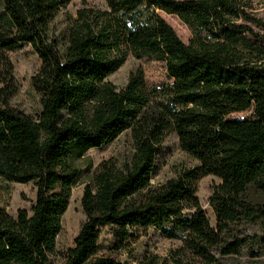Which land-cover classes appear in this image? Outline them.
I'll return each instance as SVG.
<instances>
[{"label":"trees","instance_id":"1","mask_svg":"<svg viewBox=\"0 0 264 264\" xmlns=\"http://www.w3.org/2000/svg\"><path fill=\"white\" fill-rule=\"evenodd\" d=\"M72 1L0 0V179L36 188L29 212L12 217L0 208V264H52L79 178L75 162L124 132L133 144L129 159L88 165L85 221L62 264H130L98 255L102 229L120 248L133 231L170 223L184 231L183 249L199 264H233L228 260L258 243L240 228L264 223V203L247 195L249 188L264 193V48L238 23L254 19L240 0H102V9L76 11L60 48L51 25ZM159 12L187 26V44ZM23 45L40 60L31 78L41 106L36 118L9 104L16 89L9 54ZM128 56L164 62L169 82L150 88L141 68L120 89L106 81ZM250 107L254 119H227ZM169 133L198 165L153 186ZM207 176L220 181L209 198L214 228L196 197ZM260 242L264 247V237Z\"/></svg>","mask_w":264,"mask_h":264},{"label":"rangeland","instance_id":"2","mask_svg":"<svg viewBox=\"0 0 264 264\" xmlns=\"http://www.w3.org/2000/svg\"><path fill=\"white\" fill-rule=\"evenodd\" d=\"M245 13L254 21L264 25V2L261 0H240ZM84 6L102 9V0H73L54 19L51 25V35L56 38L59 47L62 48L65 32L71 20L76 17V11ZM159 15L173 28L179 39L187 44L191 33L187 26L176 17L159 12ZM254 21L239 20L238 23L250 27L258 36L253 42L264 48V28ZM256 40H258L256 42ZM14 67V79L16 89L10 98V107L17 111L36 118L41 110L38 95L31 84L32 76L40 66V60L29 45H23L18 50L9 54ZM141 68L144 72L148 87H156L169 82L165 64L152 58L135 59L128 56L125 63L106 81L115 85L118 89L125 86L131 72ZM227 119L251 120L254 119L253 108L241 112L230 113ZM133 152V144L129 132H124L112 143L101 148L89 150L84 159L75 162L79 170V178L71 190V196L66 211L61 216V231L56 238L55 252L50 259L52 264H62L66 251L74 247V239L77 236L85 216L82 212L80 199L84 186L87 184L89 174L88 165L96 167L101 161L112 159L120 164L130 158ZM156 170L151 179L153 186H158L170 179L177 178L183 171L192 169L198 162L183 152L175 133H169L161 145L156 156ZM220 181L213 176L204 177L197 182L196 197L201 208L209 219L210 226L215 227V214L209 205V198L215 186ZM249 198L255 203H264V193L254 188L247 191ZM36 188L33 183L17 184L0 179V208L4 209L12 217H16L18 210L30 211L34 204ZM189 216L190 212H185ZM244 235L256 238L257 244L245 246L239 256L228 260L233 264H264V247L260 238L264 237V223L256 219L240 228ZM133 237L124 245L117 248L112 232L103 228L99 241V256H110L118 261L137 264L147 257H155L157 264H199L183 249L182 239L184 231L176 228L172 223L165 226L164 230L150 227L146 231L137 233L133 231ZM219 256L218 251H214Z\"/></svg>","mask_w":264,"mask_h":264}]
</instances>
